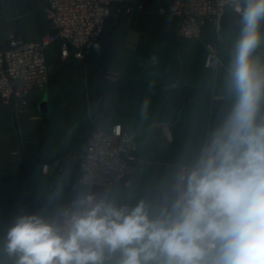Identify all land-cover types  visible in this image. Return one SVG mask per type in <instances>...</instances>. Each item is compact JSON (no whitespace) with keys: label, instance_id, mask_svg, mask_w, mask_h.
<instances>
[{"label":"crops","instance_id":"crops-1","mask_svg":"<svg viewBox=\"0 0 264 264\" xmlns=\"http://www.w3.org/2000/svg\"><path fill=\"white\" fill-rule=\"evenodd\" d=\"M142 2L144 10L114 12L84 60L72 55L63 62L61 44L53 45L47 51L50 88L30 95L27 106L0 100V264H14L4 242L18 215L40 213L61 222L63 212L87 194L80 157L91 133L120 127L134 156L129 183L98 189V200L128 208L143 200L150 215H158L175 197L179 167L198 156L230 108L224 77L239 20L221 25V43L211 24L202 39L186 40L178 35V18L156 13L164 0ZM50 33L45 0H0V46L12 36L37 41ZM207 44L221 60L216 71L205 68ZM256 55L264 63V44ZM119 258L106 256L105 264Z\"/></svg>","mask_w":264,"mask_h":264},{"label":"clouds","instance_id":"clouds-1","mask_svg":"<svg viewBox=\"0 0 264 264\" xmlns=\"http://www.w3.org/2000/svg\"><path fill=\"white\" fill-rule=\"evenodd\" d=\"M239 17L224 77L232 101L198 156L175 175L158 215L141 200L79 197L63 222L20 214L4 251L14 264H264V0H231ZM119 127L116 132L119 133Z\"/></svg>","mask_w":264,"mask_h":264},{"label":"built area","instance_id":"built-area-1","mask_svg":"<svg viewBox=\"0 0 264 264\" xmlns=\"http://www.w3.org/2000/svg\"><path fill=\"white\" fill-rule=\"evenodd\" d=\"M143 0H45L51 33L37 41H25L12 36L6 46H0V100L6 106H27L33 93L50 88L52 69L47 51L57 42L61 44V59L72 55L84 60L104 34L113 13H132L144 10ZM243 0H241V3ZM156 13L180 20L178 35L186 40H200L206 25L218 29L217 41H223L221 19H238L232 11L231 0H164ZM205 68L216 71L221 66L217 49L207 44ZM118 126L109 131L96 130L87 138L81 153L80 182L87 194L97 198L100 188L116 183H129L134 160L129 135ZM47 166L44 170L47 171ZM86 194V195H87ZM98 199V198H97ZM76 210L74 206L62 214Z\"/></svg>","mask_w":264,"mask_h":264},{"label":"water","instance_id":"water-1","mask_svg":"<svg viewBox=\"0 0 264 264\" xmlns=\"http://www.w3.org/2000/svg\"><path fill=\"white\" fill-rule=\"evenodd\" d=\"M221 25L222 26L229 25V26H232L233 27V20L230 19L227 16H224L221 19ZM47 102H48V99L45 98L44 101L41 104V107H40L41 112L44 113V114L47 112Z\"/></svg>","mask_w":264,"mask_h":264},{"label":"trees","instance_id":"trees-1","mask_svg":"<svg viewBox=\"0 0 264 264\" xmlns=\"http://www.w3.org/2000/svg\"><path fill=\"white\" fill-rule=\"evenodd\" d=\"M26 174H27V171L24 170V171H23V176H26Z\"/></svg>","mask_w":264,"mask_h":264},{"label":"rangeland","instance_id":"rangeland-1","mask_svg":"<svg viewBox=\"0 0 264 264\" xmlns=\"http://www.w3.org/2000/svg\"><path fill=\"white\" fill-rule=\"evenodd\" d=\"M142 4H143V2H142ZM144 6V5H143ZM145 9V8H144ZM102 38V37H101ZM51 69H52V67H51ZM53 77H54V75H53ZM53 81H54V78H53Z\"/></svg>","mask_w":264,"mask_h":264}]
</instances>
